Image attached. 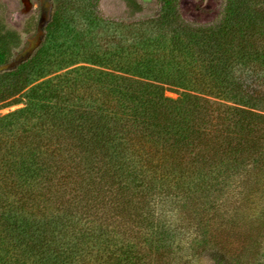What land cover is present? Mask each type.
Here are the masks:
<instances>
[{
  "label": "trees",
  "instance_id": "16d2710c",
  "mask_svg": "<svg viewBox=\"0 0 264 264\" xmlns=\"http://www.w3.org/2000/svg\"><path fill=\"white\" fill-rule=\"evenodd\" d=\"M161 5L103 44L94 0H56L31 57L0 72V109L23 104L0 116V264L250 253L223 230L264 194V0ZM184 5L223 10L198 24ZM21 45L0 18V65Z\"/></svg>",
  "mask_w": 264,
  "mask_h": 264
},
{
  "label": "rangeland",
  "instance_id": "374dc122",
  "mask_svg": "<svg viewBox=\"0 0 264 264\" xmlns=\"http://www.w3.org/2000/svg\"><path fill=\"white\" fill-rule=\"evenodd\" d=\"M55 1L56 0H0V18L10 27L18 31L22 37V45L16 49L14 60L21 53L28 50L39 35L43 34L40 29L43 7L46 8L44 17L48 20L55 6ZM189 1L192 2L193 0ZM144 2L146 10L143 13L132 15L127 9L124 0H94L93 11L95 12V16L97 15V17L102 20V28H104V30L100 28L98 31H95L94 36L97 38L98 42L103 41V44L107 43L106 39H104L107 35L106 32H108L109 36L114 35V32L118 31V29L127 33L134 24L143 20H148V18H154L160 13L162 8L161 0H144ZM73 10L71 12H73ZM184 10V16L187 17L188 20L202 24L205 22L217 21L223 10V6L221 5L220 7L219 5L214 12L211 11L206 15L201 14L199 17L192 16V14L188 12L190 8L185 5ZM76 15L78 14L76 13ZM78 17L81 16H76V18ZM108 28L110 29L108 30ZM91 38H93V35ZM79 65L90 64L80 62L73 67ZM168 95L173 97L177 96V94L173 92H168ZM22 106L23 104H18L1 108L0 116ZM245 207L246 208H242L240 212V225L237 228H232L230 225L227 226V228L223 230V234L229 239L228 245L230 248L232 247L233 251L236 250L238 252L242 250L244 245L251 246L250 249H252L250 253L247 255L244 253L241 257V263L238 264H251V254L258 249L261 251V264H264V194L257 207L256 205ZM217 259V256L211 250H206L199 255L191 254L190 251H188L187 253L180 252L175 258L170 259L169 264H218ZM259 260L258 257L253 259L255 264L259 263ZM230 261L235 263L236 259L231 258Z\"/></svg>",
  "mask_w": 264,
  "mask_h": 264
},
{
  "label": "water",
  "instance_id": "95a60500",
  "mask_svg": "<svg viewBox=\"0 0 264 264\" xmlns=\"http://www.w3.org/2000/svg\"><path fill=\"white\" fill-rule=\"evenodd\" d=\"M44 12H46V8L43 7V12H42V21L40 22V29L43 31V28L48 21L47 18L45 19ZM44 34H41L37 37V39L33 42V44L30 46L28 50L25 52L21 53L14 61L6 63V64H1L0 65V72L12 69L16 67L17 65L21 64L23 61L27 60L31 55L33 54L34 50L37 48L39 43L41 42Z\"/></svg>",
  "mask_w": 264,
  "mask_h": 264
}]
</instances>
